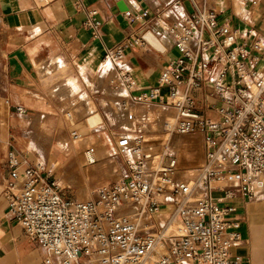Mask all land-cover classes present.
<instances>
[{
  "label": "built area",
  "instance_id": "obj_1",
  "mask_svg": "<svg viewBox=\"0 0 264 264\" xmlns=\"http://www.w3.org/2000/svg\"><path fill=\"white\" fill-rule=\"evenodd\" d=\"M188 1L192 11L166 25L176 55L156 83L138 89L129 72H119L134 103L173 107L176 117L164 126L167 140L157 145L141 132L119 138L116 151L128 158L118 181L88 201L72 202L60 194L50 170L6 153L7 213L37 245L39 264H145L152 257L151 264H241L231 252L241 242L233 203L237 196L252 200L264 186V35L253 25L234 29L213 10ZM241 1L247 18L264 6V0ZM133 11L123 12L130 24L137 20ZM95 15L87 13V21L99 38ZM146 16L144 11L139 18ZM145 44L143 36L129 37L106 50L103 60L121 61L126 49ZM191 133L203 135L204 160L188 183L177 178L169 139ZM166 194L173 210L164 230L152 216ZM174 222L178 232L168 233Z\"/></svg>",
  "mask_w": 264,
  "mask_h": 264
},
{
  "label": "crops",
  "instance_id": "obj_2",
  "mask_svg": "<svg viewBox=\"0 0 264 264\" xmlns=\"http://www.w3.org/2000/svg\"><path fill=\"white\" fill-rule=\"evenodd\" d=\"M75 1L0 0V39L3 43L0 45V92L4 94L0 101L1 113L5 114L7 109L8 101L5 97L15 104L24 93L33 91L29 88L33 81L32 76H35L32 60L46 63L59 61L76 76L78 71L90 77L98 72V79L102 80L112 70L103 60L106 50L129 37H144L146 33H150H144L148 28L160 29V22L171 24L181 19V16H174L180 11L185 15L192 11L188 0L179 3L177 0H82L81 6H76ZM194 1L199 6L208 5V0ZM209 1L212 6L209 9L216 12L220 20L227 22L230 27L243 29L253 25L264 35L263 5L253 8V15L250 12L247 18L243 7L238 6V0ZM128 8L136 10L133 13L137 20L132 24L123 15ZM90 11L96 12L95 19L101 24L99 38L93 37L87 21V13ZM144 11L147 16L139 18ZM170 18H173L172 22H169ZM164 39L166 41L157 40L162 51L152 46L149 51L140 47L138 50H125L123 65L130 67L129 73L138 89L154 85L161 70L175 57L176 51L172 43L169 45L167 42L169 38L164 36ZM2 52L5 54L4 58L1 56ZM45 71L46 68L41 69V75L47 81L50 74ZM65 117L69 118L68 112ZM92 118H98L97 122L100 120L97 115H90L87 125L79 126V132H85L92 127ZM48 125L50 130L56 127L62 129V124L55 125V121H50ZM90 139L94 142L91 137H82L77 143L82 146ZM51 151L54 168L62 163L63 157L70 156L58 142L52 146ZM75 152L80 154L77 150ZM107 154L109 152L106 149L99 156ZM2 191L3 189L0 190V238L8 240V243L0 244L3 252L0 264H36L40 250L32 249L20 237L12 239L9 223L13 220L7 213ZM254 201V198L247 201L237 196L233 203L238 209L237 217L241 219V242L231 252L241 258V264H264V205L249 207L247 219V204ZM167 212V209H163L160 213L162 221H165Z\"/></svg>",
  "mask_w": 264,
  "mask_h": 264
},
{
  "label": "rangeland",
  "instance_id": "obj_3",
  "mask_svg": "<svg viewBox=\"0 0 264 264\" xmlns=\"http://www.w3.org/2000/svg\"><path fill=\"white\" fill-rule=\"evenodd\" d=\"M238 6L243 7L241 0H238ZM206 7L208 9L212 7L209 0ZM174 16L185 18L181 12ZM172 20L173 18H170L169 22ZM164 25L168 24L160 22V29L148 28L144 33L149 31L154 39L166 41L164 36L168 35ZM167 42L171 44L170 38ZM0 45H3L1 39ZM140 48L145 51L152 49L148 42ZM140 48L134 47L133 50ZM1 56L4 58L5 54L2 52ZM32 63L35 76H32L33 81L29 88L33 91L24 93L15 104L10 98L5 97L4 99L8 101L6 112L3 114L0 111V190L4 188L8 177L5 156L7 152L12 151L27 165L41 164L45 170H50L52 181L65 199L72 202L88 201L98 188L118 181L126 170L128 157L116 151V143L120 137L127 135L133 138L141 132L156 145L167 140L164 124L172 110L159 107L164 105L137 104L128 97L120 81L119 72H129L131 70L129 66L119 61L112 62L110 74L99 80L98 72L90 77L78 71L76 76L59 61L46 63L32 60ZM107 66L109 67L108 64ZM43 68H46L45 72L48 75L50 74L47 81L41 75ZM3 97L4 94L0 92V101ZM90 105L93 107L90 108ZM15 107H22L24 112H16ZM67 112L69 118L65 117ZM90 115H97L100 120L87 131L79 132V126L87 125ZM50 121H55V125L61 123L62 129L56 127L50 130L48 125ZM76 135L77 139H75ZM82 137H91L94 142L90 139L81 146L77 141ZM169 140L174 150L179 152L177 178L182 180L181 174L194 176L203 162V135L201 133L173 135ZM57 142L70 156L63 157L62 163L54 168L51 150ZM88 148L93 150L92 153L96 158L93 164L84 161L83 153ZM106 149L109 154L99 156ZM76 150L80 154H77ZM191 170L194 173H191ZM254 200L247 204V219L249 207L264 205V191L258 192ZM161 212L162 210L156 218L162 224L164 221L160 216ZM168 213L169 211L166 218ZM9 227L12 239L20 237L32 249H38L34 242L26 238L15 221H11ZM154 228L156 229V226ZM6 242L8 243V240L0 238V244ZM2 254L0 247V256ZM40 260L41 253L36 264H39Z\"/></svg>",
  "mask_w": 264,
  "mask_h": 264
},
{
  "label": "bare ground",
  "instance_id": "obj_4",
  "mask_svg": "<svg viewBox=\"0 0 264 264\" xmlns=\"http://www.w3.org/2000/svg\"><path fill=\"white\" fill-rule=\"evenodd\" d=\"M242 4H243V2H242ZM256 9H257V7H255ZM182 14H184L182 11H180ZM253 13H254V11H252L251 12V16L253 15ZM185 15V14H184ZM164 28H165V32H166V26H164ZM168 37V36H167ZM144 38H145V40L153 47V48H155V49H157V50H159V51H162V48L160 47V45L158 44V41L156 40V39H154L153 37H152V35H151V33H146L145 35H144ZM169 38V37H168ZM124 59L125 58H123L121 61H119L120 63H123V61H124ZM108 65H109V67H111L112 68V62L109 60V59H106V60H104ZM159 107H163V108H168V109H171L172 110V113H171V115L169 116V118L166 120V122H165V124L166 123H170V122H172L173 120H174V118L176 117V111H175V109L173 108V107H169V106H159ZM96 120H98V118L97 119H95V118H92L91 120H90V124H91V126H93L97 121ZM165 124H164V126H165ZM127 136V135H126ZM128 137H130V136H128ZM78 138V136L76 135L75 136V139H77ZM119 140V139H118ZM176 153H177V158H178V161H179V152H178V150L176 151ZM83 156H84V161L87 163V164H90V163H95V161H96V158H95V155L93 154V153H91L90 152V148H88L87 150H85L84 151V153H83ZM203 160H204V157H203ZM88 161L90 162V163H88ZM202 164H203V162H202ZM202 166V165H201ZM200 166V167H201ZM191 173H194V171H190ZM197 174V175H196ZM196 174L194 175V176H192V177H185L183 174H181V179L182 180H184V181H186V182H188V183H191V182H193L194 180H196V178L198 177V175H199V170L198 171H196ZM214 187H217V186H219L218 185V183H213L212 184ZM260 191H264V186H261V187H257L255 190H254V198L256 197V194L258 193V192H260ZM173 200V198H172V196L170 195V194H166V195H164L163 197H162V201L164 202V204L163 205H161L160 207H159V209L153 214V216H152V220L155 222V224H156V226L160 229V228H164V230H166L168 227H169V224H171V221H169V218H170V214H171V212H172V210H173V204L171 203V201ZM78 202H82V201H78ZM84 202V201H83ZM167 209L168 211H169V213H168V216H167V218L165 219V221L161 224V222H159L158 220H157V218H156V215L161 211V210H163V209ZM10 215V214H9ZM162 215V214H161ZM10 217H11V215H10ZM178 224H176V222H174L171 226H170V228L167 230L168 231V233H171V232H178ZM174 229V230H173ZM152 260H153V257L152 258H149L148 260H147V262L145 263V264H151V262H152Z\"/></svg>",
  "mask_w": 264,
  "mask_h": 264
}]
</instances>
